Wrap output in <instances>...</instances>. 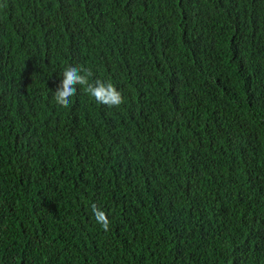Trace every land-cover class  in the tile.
Instances as JSON below:
<instances>
[{"label": "trees", "instance_id": "trees-1", "mask_svg": "<svg viewBox=\"0 0 264 264\" xmlns=\"http://www.w3.org/2000/svg\"><path fill=\"white\" fill-rule=\"evenodd\" d=\"M244 1L0 0V264H264V55L234 36L251 18L264 34V20ZM50 4L74 16L78 40L50 44ZM214 33L223 48L212 58ZM69 47L122 105L77 86L63 110L62 70L20 55ZM211 62L218 73L199 81ZM92 114L94 172L81 176V141L66 136ZM125 129L137 147L115 145Z\"/></svg>", "mask_w": 264, "mask_h": 264}, {"label": "clouds", "instance_id": "clouds-1", "mask_svg": "<svg viewBox=\"0 0 264 264\" xmlns=\"http://www.w3.org/2000/svg\"><path fill=\"white\" fill-rule=\"evenodd\" d=\"M50 5L51 10L56 18V24L54 26L56 37L49 39L50 44L56 46H65L67 45V43L71 44L74 41L78 40L79 28L76 24L77 22L74 16L71 14L64 15L58 6L54 4ZM238 7H241L242 9L246 7L250 10H256L264 20V0H246L239 4ZM253 19L254 18H251V22L249 24L252 30L251 32L248 31L247 26L244 24L245 21L244 23L236 24L234 31L236 43L242 50L247 52H252L259 46L262 49L261 54L264 55V34L260 31H254L255 25ZM111 30L112 32L110 31L107 36V38L109 37V41H111L114 37L113 28ZM221 48H223V46L219 42L217 35L214 33L213 40L210 45L212 58ZM201 53L202 52L199 48H195L194 57H198ZM20 55L24 59H27L30 56L34 55H41L43 56L41 63L44 69L56 68L62 70L63 79L57 86L56 91L53 93V98L57 105L63 107V110L68 111L69 107L72 105V98L77 94V86L82 87L84 92L92 97L97 104L113 108L119 107L125 102L122 92L119 91L112 82L93 79L94 73L90 68L76 65L77 61L71 58L72 53L70 47L69 49L67 48V50L62 54H60V56L52 55L47 52H40L37 50H27ZM217 73L218 70L211 62L210 64L203 66L200 70L199 81H212ZM253 88L254 87H251L243 93L246 98L251 95ZM51 111L52 118L54 119L57 116L54 114V110L52 107ZM94 121L95 115L92 114V116L86 119V121L82 123L81 126L79 125L77 128L72 129L70 135L66 136L73 138L78 136L81 141L80 147L76 151L71 152L74 155L72 162L73 164H77V171L82 172L80 173L81 176H89L94 172V170L89 171L93 168V160L91 161V155L93 153L91 148L92 144L90 142V130L94 129ZM111 137L115 145H125L133 142L134 146L137 147L139 145V142L133 139V135L130 129H125L121 131L120 134H116L115 136H112L111 134ZM31 139L38 148H41V141L38 138L31 136ZM44 150L45 153L40 154V159L43 164H45L52 157V153L54 152L51 147H48ZM10 161L17 164H23L13 158H10ZM91 211L94 214L96 223L99 224L105 232H107L109 230L110 220L106 212L101 210L95 203L91 205Z\"/></svg>", "mask_w": 264, "mask_h": 264}, {"label": "bare ground", "instance_id": "bare-ground-1", "mask_svg": "<svg viewBox=\"0 0 264 264\" xmlns=\"http://www.w3.org/2000/svg\"><path fill=\"white\" fill-rule=\"evenodd\" d=\"M207 243V242H206ZM206 264V263H205ZM208 264V263H207Z\"/></svg>", "mask_w": 264, "mask_h": 264}]
</instances>
